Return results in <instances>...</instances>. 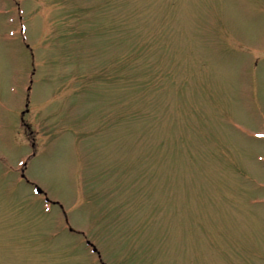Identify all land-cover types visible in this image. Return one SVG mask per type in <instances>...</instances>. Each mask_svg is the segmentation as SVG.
I'll use <instances>...</instances> for the list:
<instances>
[{"label":"rangeland","instance_id":"374dc122","mask_svg":"<svg viewBox=\"0 0 264 264\" xmlns=\"http://www.w3.org/2000/svg\"><path fill=\"white\" fill-rule=\"evenodd\" d=\"M0 264H264V0H0Z\"/></svg>","mask_w":264,"mask_h":264}]
</instances>
